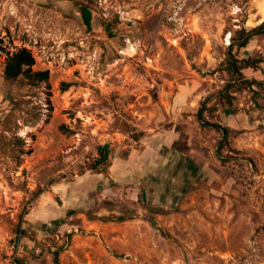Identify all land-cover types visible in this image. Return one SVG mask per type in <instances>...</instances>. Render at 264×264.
I'll return each instance as SVG.
<instances>
[{
  "label": "rangeland",
  "instance_id": "obj_1",
  "mask_svg": "<svg viewBox=\"0 0 264 264\" xmlns=\"http://www.w3.org/2000/svg\"><path fill=\"white\" fill-rule=\"evenodd\" d=\"M262 21L264 0H0V264H264V31L232 50L251 85L225 63ZM21 47L46 80L5 78Z\"/></svg>",
  "mask_w": 264,
  "mask_h": 264
},
{
  "label": "trees",
  "instance_id": "obj_2",
  "mask_svg": "<svg viewBox=\"0 0 264 264\" xmlns=\"http://www.w3.org/2000/svg\"><path fill=\"white\" fill-rule=\"evenodd\" d=\"M81 16L84 24L88 29L91 28L92 15L89 9L86 7L80 8ZM264 31V21L259 25L249 29H241L236 31L235 35L232 36L231 42L227 50V58L225 59L226 71L229 77L234 80V82L227 84V87L235 86L237 89H242L246 86L251 85V81L244 79L242 75V69L246 67H256L259 60L252 59L251 57H243L237 59L232 52L235 47L242 48L245 47L252 36L257 35ZM35 60L31 52L25 48L21 47L16 51L9 54L5 60L4 64V76L6 79H16L20 75H24L30 79L46 80L48 78L47 70H32ZM220 98L223 95L219 96ZM231 104V100H227ZM198 120L204 125L213 127L221 131V140H225L228 135L226 127H222L217 123L207 121L203 116V109L200 108L197 113ZM220 147H217V154H219ZM98 158L94 160V165H105L108 162L109 157V145L107 143L97 146ZM154 224V221H151ZM22 231V230H20ZM54 263L59 264L58 252H54Z\"/></svg>",
  "mask_w": 264,
  "mask_h": 264
}]
</instances>
